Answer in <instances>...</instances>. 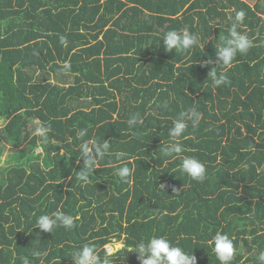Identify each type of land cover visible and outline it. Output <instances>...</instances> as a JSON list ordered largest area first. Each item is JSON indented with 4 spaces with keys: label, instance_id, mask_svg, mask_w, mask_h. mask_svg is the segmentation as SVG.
Listing matches in <instances>:
<instances>
[{
    "label": "trees",
    "instance_id": "16d2710c",
    "mask_svg": "<svg viewBox=\"0 0 264 264\" xmlns=\"http://www.w3.org/2000/svg\"><path fill=\"white\" fill-rule=\"evenodd\" d=\"M238 13L253 47L213 88L209 71L223 70L216 45ZM185 26L200 46L166 52L159 37ZM192 108L200 123L179 139L183 156L205 164L203 182L160 152L172 120ZM135 113L143 123L130 129ZM0 120V142L29 159L0 171V264H73L71 253L86 243L103 258L112 240H122L114 252L124 257L113 264H140L126 248L152 236L197 264H220L207 245L217 232L233 239V264H260L264 0H0ZM34 125L49 129L45 138L32 135ZM105 139L111 151L83 184L80 146ZM37 147L45 166L29 158ZM117 153L132 170L126 180L115 174ZM58 209L78 217L73 229L33 226Z\"/></svg>",
    "mask_w": 264,
    "mask_h": 264
},
{
    "label": "clouds",
    "instance_id": "9594fccd",
    "mask_svg": "<svg viewBox=\"0 0 264 264\" xmlns=\"http://www.w3.org/2000/svg\"><path fill=\"white\" fill-rule=\"evenodd\" d=\"M243 19V13H238L231 22V26L227 29L226 35H220L219 43H217L218 57L222 61V71L217 72L213 68L208 73V79L211 81L213 88H219L228 82L227 70L233 66L238 56H244L249 49L253 47V41L248 34L239 30V24ZM163 40L164 50L170 52L175 49L176 53H188L193 48L200 46V35L185 26L180 29L169 30L159 37V41ZM202 64L206 62H201ZM202 114L195 108L189 109L181 113L177 118L172 120L173 127L168 131V141H163L160 152L170 161L180 159L179 170L186 174L191 180L203 182L206 175L205 164L196 157L183 156L184 148L180 142V137L188 128L189 123L193 128L200 123ZM129 128L137 124L143 123V118L139 113L131 115L127 121ZM49 129L44 126H38L33 131V136L45 138ZM85 130L77 133L78 137L85 135ZM111 151V145L108 140L103 143L95 140L85 141L80 146V157L83 158L84 167L77 173V179L83 184L90 182V174L94 169L99 168L100 161L104 159ZM123 153L116 154V162L113 167L115 174L122 180H126L131 175V169L123 164ZM160 187L164 188L161 184ZM180 189L173 187L172 192L177 193ZM78 217L66 214L61 210H56L51 214H43L36 218L34 227L39 228L41 233H53L57 227H64L71 230L75 226ZM207 245L215 254L220 264H233L236 250L234 248L233 239L226 233L217 232L207 241ZM127 254L136 253L140 264H197V258L194 254H190L183 250L181 246L174 245L165 236H152L148 240L138 241L134 245L126 248ZM31 255L35 258L46 256V252L33 250ZM128 256V255H127ZM124 259L123 256H115L113 249H105V255L101 258L94 247L90 243H86L71 253L73 264H113V258ZM260 264H264V251L258 256ZM22 264H29L27 257L21 258Z\"/></svg>",
    "mask_w": 264,
    "mask_h": 264
},
{
    "label": "rangeland",
    "instance_id": "374dc122",
    "mask_svg": "<svg viewBox=\"0 0 264 264\" xmlns=\"http://www.w3.org/2000/svg\"><path fill=\"white\" fill-rule=\"evenodd\" d=\"M246 1H248L251 4L254 2V0H246ZM36 123L39 124L38 121H36ZM0 124H1V120H0ZM34 126L38 127V125H34ZM21 151H22L21 148L19 147L14 148V146H11L10 143H8L7 141H1L0 142V171L6 170L7 168L14 166L18 162H22L23 164H25L29 159L17 158L20 155ZM28 151H29V158H33L36 156L34 159H36L39 162V164H42L43 166H45L44 152L42 151L41 147L34 148L33 150L29 149ZM122 245H123L122 240H112L110 243L106 244V248L107 249L111 248L115 251L116 249L120 248Z\"/></svg>",
    "mask_w": 264,
    "mask_h": 264
}]
</instances>
